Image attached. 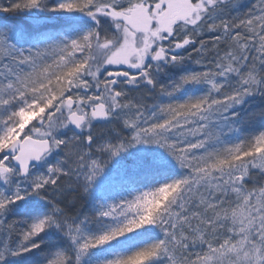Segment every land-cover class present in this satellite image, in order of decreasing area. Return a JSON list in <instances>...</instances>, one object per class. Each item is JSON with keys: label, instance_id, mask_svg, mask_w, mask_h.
<instances>
[{"label": "snow or ice", "instance_id": "1", "mask_svg": "<svg viewBox=\"0 0 264 264\" xmlns=\"http://www.w3.org/2000/svg\"><path fill=\"white\" fill-rule=\"evenodd\" d=\"M0 264H264V0H0Z\"/></svg>", "mask_w": 264, "mask_h": 264}]
</instances>
